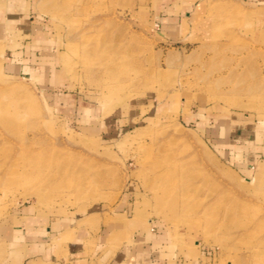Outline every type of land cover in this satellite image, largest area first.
Listing matches in <instances>:
<instances>
[{"label":"rangeland","instance_id":"374dc122","mask_svg":"<svg viewBox=\"0 0 264 264\" xmlns=\"http://www.w3.org/2000/svg\"><path fill=\"white\" fill-rule=\"evenodd\" d=\"M156 1L0 0V264L67 212L93 233L77 264L151 225L180 263L264 264V174L213 136L264 129V0H177L172 36Z\"/></svg>","mask_w":264,"mask_h":264},{"label":"crops","instance_id":"0c3cea01","mask_svg":"<svg viewBox=\"0 0 264 264\" xmlns=\"http://www.w3.org/2000/svg\"><path fill=\"white\" fill-rule=\"evenodd\" d=\"M192 1L197 2V0ZM186 4L181 6L177 0L156 1L153 20L159 23L162 33L172 36L180 29L183 17L191 15V4ZM6 67L16 75L26 73L30 68L29 64L17 61V59L7 61ZM231 131V129L227 131L225 125H221L218 133L213 135L216 139L215 143L220 146L224 153L228 154L237 167L246 170L238 172L251 175L252 172L248 171L247 167L251 163H256L258 170H260L257 172L264 174V136L261 134L264 129L261 128V125H258L254 131L252 144L239 138L247 137L244 128L232 139L230 138L231 135L228 134ZM94 215L92 214V216ZM109 216L112 217L109 229L114 230L116 222L113 216ZM79 223L80 216L75 212H67L59 215V217L49 219L45 223H34L23 228L26 229V233L24 232L26 241L24 260L28 264L88 262L87 241L91 240L88 235L91 237L93 233L86 227L79 226ZM62 238L66 239L65 243H61ZM14 240L17 241L18 238L12 237V241ZM168 242V239L156 226L151 225L147 229H138L133 238V243L130 246L121 247L113 255L112 264H183L180 263L177 253L173 251ZM11 244L15 245V241ZM21 255L19 244L16 243L14 257L20 261L23 258Z\"/></svg>","mask_w":264,"mask_h":264}]
</instances>
